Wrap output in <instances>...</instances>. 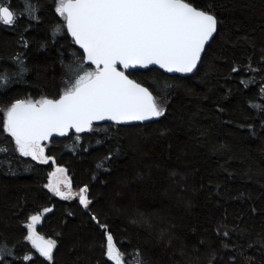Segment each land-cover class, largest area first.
Wrapping results in <instances>:
<instances>
[{
	"label": "trees",
	"instance_id": "trees-1",
	"mask_svg": "<svg viewBox=\"0 0 264 264\" xmlns=\"http://www.w3.org/2000/svg\"><path fill=\"white\" fill-rule=\"evenodd\" d=\"M185 1L217 20L194 73L126 72L163 114L52 138L44 163L19 153L7 110L57 99L96 67L57 0H4L17 19L0 23V264H114L109 233L123 264H264V0ZM54 166L87 187V207L46 188ZM46 208L35 231L56 241L50 260L25 239Z\"/></svg>",
	"mask_w": 264,
	"mask_h": 264
},
{
	"label": "snow or ice",
	"instance_id": "snow-or-ice-1",
	"mask_svg": "<svg viewBox=\"0 0 264 264\" xmlns=\"http://www.w3.org/2000/svg\"><path fill=\"white\" fill-rule=\"evenodd\" d=\"M57 5V13L66 14L67 28L75 43L84 49L85 59L96 69L78 76L59 99L18 100L7 110L3 130L14 138L21 155L33 159L43 157L40 141L53 132L63 135L69 128L81 132L89 129L93 121L106 118L120 122L161 116L163 109L149 90L128 79L117 66L127 69L156 64L169 72H191L217 25L213 15L185 0H57ZM16 19V13L0 0V23L12 25ZM42 162L47 163V159ZM57 173L63 174L64 169L58 168L52 176ZM62 183L69 187L62 179L55 183L50 180L47 187L62 198L78 195L80 203L87 207V187L79 193L64 192ZM42 215L29 218L25 239L50 260L56 241L35 233ZM101 227L106 230V226ZM106 240L107 257L114 264H122L110 233Z\"/></svg>",
	"mask_w": 264,
	"mask_h": 264
},
{
	"label": "water",
	"instance_id": "water-1",
	"mask_svg": "<svg viewBox=\"0 0 264 264\" xmlns=\"http://www.w3.org/2000/svg\"><path fill=\"white\" fill-rule=\"evenodd\" d=\"M186 2V1H185ZM188 3V2H187ZM190 4V3H189ZM191 5V4H190ZM192 7H194V8H196L195 6H193V5H191ZM197 10H200V11H204V10H202V9H200V8H196ZM204 12H206V11H204ZM206 13H208V12H206ZM208 14H210V13H208ZM210 15H212V14H210ZM214 16V15H213ZM215 17V16H214ZM65 24H66V29H67V32H68V34H69V36L72 38V40L74 41V43H75V39L72 37V35H71V33L68 31V28H67V21H66V14H65ZM217 26V25H216ZM215 32H216V30H215ZM215 32L212 34V36L205 42V44H204V47H203V49H202V51H201V53H200V58H199V60L197 61V63H196V66H195V68L191 71V72H187V73H182V72H176V71H172V72H169V71H167L165 68H161L159 65H156V64H152V65H148L147 67H142V66H140V65H136L135 67H129V68H127V69H124L123 68V66L122 65H118L117 66V68H118V70L119 71H123L124 73H125V75L128 77V79H130V80H132V81H134L135 83H138V82H136L135 80H133L132 78H130L127 74H126V72L127 71H132V70H145V69H148V68H157V69H159V70H161V71H163V72H165V73H167V74H171V75H178V76H188V75H191L192 73H194V71L196 70V68L198 67V65H199V63H200V61H201V59H202V56H203V54H204V51H205V48H206V46L208 45V43L212 40V38L214 37V35H215ZM75 45L82 51V53H83V58H84V62L86 63V64H88V65H91V66H94V67H96V65H94V64H92L91 63V61H87L86 59H85V52H84V49L79 45V44H77V43H75ZM139 84V83H138ZM141 85V84H140ZM141 87H144V88H146L145 86H143V85H141ZM150 92V91H149ZM151 93V92H150ZM60 98V97H59ZM59 98H57V99H59ZM55 100V99H54ZM156 119V117H152V118H150V119H147V120H142V121H140V120H132V121H120V122H117V121H114V120H110V119H104V120H98V121H93L92 122V124L91 125H95V124H99V123H104V122H112V123H116V124H136V123H148V122H151V121H153V120H155ZM88 129H85L84 131H87ZM71 131H75V132H77L76 130H75V128H69L68 130H67V132L65 133V134H63V135H61V134H59L58 132H53L52 133V135L51 136H49V138L48 139H46V140H42V141H40V143H43V142H46V141H48V140H50V139H52V138H59V137H63V136H65V135H67L69 132H71ZM81 132H83V131H81ZM79 199V198H78ZM48 209H50V208H48ZM47 213H49V212H43V215L42 216H44V215H46ZM42 216H41V218H42ZM107 235L108 234H106V237H107ZM37 236H41V235H37ZM41 237H43V236H41ZM45 240H48V238H46V237H43ZM31 245H32V243H31ZM106 245H107V240H106ZM33 246V245H32ZM33 248L38 252V250L33 246ZM53 251V250H52ZM106 251H107V247H106ZM39 253V252H38ZM40 254V253H39ZM107 256V255H106ZM108 258V257H107ZM109 259V258H108ZM114 262V261H113Z\"/></svg>",
	"mask_w": 264,
	"mask_h": 264
},
{
	"label": "rangeland",
	"instance_id": "rangeland-1",
	"mask_svg": "<svg viewBox=\"0 0 264 264\" xmlns=\"http://www.w3.org/2000/svg\"><path fill=\"white\" fill-rule=\"evenodd\" d=\"M57 6H58V5H57ZM37 101H39V100H37ZM156 103H157L158 107H160V108L163 109V103H162V102H158V101H156ZM44 143H45V142L40 143V146H41L43 149H45V146H46V144H44ZM31 157H32V156H31ZM32 158H33V157H32ZM44 159H46V158H45V156L43 155L42 158H38V159H36V160H38V161H43ZM58 168H62V169H64V173H63V174H59V173H57V175H56L55 177L52 176V174L55 173L56 170H57ZM57 179H62V180L65 181V183L69 184V187H65V184L62 183V184L60 185L61 191H64V192L71 191L72 193H79V191H80V190H78V189H74V188L72 187L71 180H70V176L68 175L67 170H66L64 167H62V166H54V167L50 170V172L48 173V178H47V182H46V185H45L46 188L52 193V195H54V196H56V197H58V198H60V199H68V200L73 199V198H79L78 195H73V196H71V197H69V198H62L61 196H57L53 191H51V190L47 187V185L49 184L50 180H51L53 183H55V181H56ZM35 233H36V235H39L36 231H35ZM27 235H28V229H27ZM29 242H31V241H29ZM121 261H122V259H121ZM122 264H123V262H122Z\"/></svg>",
	"mask_w": 264,
	"mask_h": 264
}]
</instances>
